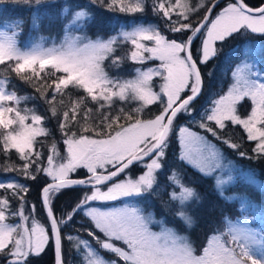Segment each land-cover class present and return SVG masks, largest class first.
Returning <instances> with one entry per match:
<instances>
[{
	"label": "snow or ice",
	"instance_id": "obj_1",
	"mask_svg": "<svg viewBox=\"0 0 264 264\" xmlns=\"http://www.w3.org/2000/svg\"><path fill=\"white\" fill-rule=\"evenodd\" d=\"M6 2L32 10L33 31H39L45 16L56 19L42 15L40 8L58 0H0ZM97 5L133 19L121 23L116 34L93 39L86 30L94 20L90 9ZM146 8L162 23L145 25ZM58 22L59 39L41 34L22 43V18L4 21L7 27L0 29V156L5 160L0 169L19 174L0 179V264H30L49 246L54 264H70L66 256L72 253L81 264H264V225L253 226L255 216L244 204L235 218L221 213L199 251L190 237L140 204L166 192L161 207L175 203L176 220L188 230L198 225L196 208L205 198L183 183L180 171L167 167L173 140L181 147L180 161L205 176L223 159L209 135L240 158H253L239 150L241 143L226 138L229 124L255 142L257 158L264 157V67L250 58L255 42L246 41L250 51L231 71L227 90L208 105L194 107L205 78H213L214 68L202 69L222 51L217 44L237 34L264 36V0H63ZM155 60V67H144ZM126 61L140 65L132 78L110 75L108 69H120ZM157 78L160 83L154 84ZM17 81L35 95L19 94ZM246 99L250 111L241 114ZM28 101L43 107L22 108ZM52 120L63 156L46 127ZM134 166H140L138 175ZM80 169L83 177L73 178ZM165 172L168 185H161L158 174ZM38 177L45 180L38 203L47 227L35 218L28 183L20 182ZM232 179H216L218 197H224ZM169 185L179 191H168ZM77 189L73 202L57 204L61 195ZM17 219L22 222H10ZM154 225L160 230L154 231ZM105 252L114 258L107 259Z\"/></svg>",
	"mask_w": 264,
	"mask_h": 264
},
{
	"label": "trees",
	"instance_id": "obj_2",
	"mask_svg": "<svg viewBox=\"0 0 264 264\" xmlns=\"http://www.w3.org/2000/svg\"><path fill=\"white\" fill-rule=\"evenodd\" d=\"M86 0H83V2ZM254 4H258L259 0H252ZM63 3V0H58V2L55 5H52L50 7L48 6H42L40 8V13L43 15L45 12L49 13L50 16H56V19H49L47 16L44 17V19L40 23L39 27V33L40 34H53V30H58V35H61L60 33V25L58 22V14L60 11V7ZM105 3H107V0H105ZM32 10H30L26 5L22 4H13V3H3L0 4V23H3L4 21H8L11 23V20L14 17H24L29 15ZM90 11L94 15V20L92 23L87 27V32L91 34L92 36L97 35L99 33L103 34H110L112 31H114L117 27L115 24L119 20H129L133 19V16L124 14V13H118V12H112L106 10L102 6H95L90 9ZM10 12V13H9ZM53 12H55L53 14ZM141 14L137 13L135 14V18L137 20L140 19ZM144 19L143 21L146 22H152L155 24H161L162 22L153 16L152 11L150 8H146L145 13L143 14ZM70 18V16H69ZM26 19V18H25ZM25 23L23 25V34H34L33 29L31 28L28 30L26 27V23L30 22L27 20H24ZM4 24V23H3ZM5 25V24H4ZM113 25V26H112ZM7 26V25H6ZM112 26V28H111ZM74 30V29H73ZM101 30V31H100ZM246 35H243L242 37L237 34L233 36L231 39L224 42V44L220 45L218 49H222V51L219 52V54L216 56L215 59L211 60L207 66V68L202 69L203 71H207L208 69H215L213 78L209 80L207 77L205 78V88L204 92L200 96V98L195 102L194 107L199 109L202 106L208 105L209 99H215L218 98L217 93L221 94L224 89L226 88V80L229 77L230 68L233 65L234 62H236V53L232 57V59H228V54H232V52L228 53L227 51L230 44L233 43V46L238 47L235 43L240 41V45L244 44L243 42L250 39V38H261L262 36L258 34H252L248 33V37H244ZM23 37V35H22ZM252 40V39H251ZM240 47V46H239ZM242 49V48H241ZM122 51H127V46ZM228 53V54H227ZM106 68L108 67L107 62L105 64ZM137 65L126 61L124 65L120 69H108L110 74H124V75H130L133 74L134 68ZM17 84V91L21 94H28V95H35L32 88L28 87L27 85H24L20 82H16ZM245 102V101H244ZM36 106L38 108H42V102L36 103L34 101L26 102L25 104H22L21 107H33ZM151 111L154 113L157 111L156 107L153 106ZM243 114V113H242ZM147 118V116H146ZM199 117L197 116V119ZM46 127L52 130V136L55 138V140L58 143V146L60 148L61 156H63L64 148L63 145L59 144L60 141V135L56 130V121L52 120L50 121ZM226 132L228 135H226V138H230L233 142L241 143L242 147L239 149L240 151H244L248 154V156L253 157L252 159H246V158H240L237 155L236 151L231 150L230 148L226 147L224 144L219 143L221 145V148L223 151H225L226 156H233L236 158V161L241 164V167H244L243 169L246 171H243L242 174L245 176L244 179L237 178L235 182L230 184L229 190L227 191H234V192H244L246 195L250 197V200L257 201L259 204H263L264 206V157L257 158L255 154L253 153L252 149L255 147V142H248L246 139V134L239 126H232L231 124L228 125V128L226 129ZM211 137V136H210ZM52 137H49L46 143H51ZM12 160L15 163H19V161L16 159L15 156L12 157ZM176 161H179L180 164L177 166ZM5 163L4 157L0 156V165H3ZM140 166H134L133 175L139 174ZM167 167L174 168L182 173V175L185 173L186 179H184L183 176V182L186 185H190L195 187L199 193L205 198L204 204L198 208H196V214L200 217L199 223L196 227L188 230L186 229L180 221L176 220L173 216V213L169 215L165 209L161 207V201L162 200H168L167 198L161 199L162 193L157 196L153 197L152 199V206H145V209L154 208L159 216L164 217L168 223L173 224L179 231L187 233L188 237H190L191 241L193 242L194 246L199 251L201 246L206 243V237L210 236L212 232L210 229L215 225H219V220L221 213L225 214L227 212L226 209L221 207L219 204H226L228 207L229 205L225 202L224 198H218L216 197L217 193L214 191V183L212 182L211 176H205L202 173H200L198 170L194 169L191 165L181 162L179 159V144L177 141H174V144L172 147H169L168 149V155H167ZM247 171L250 173L248 174ZM0 174H5L2 169H0ZM9 174H12L9 172ZM14 174V173H13ZM19 175V174H14ZM84 175V171H77L76 174L73 176H82ZM168 175L167 172L164 174H158V180L160 181L165 180V176ZM22 179V178H21ZM24 180V179H23ZM29 184V188L31 189L30 193L27 196V199L31 203H35L37 205V211L35 218L42 223L44 226L47 227V221L44 218L43 213L40 211V206L38 203V193L39 188L42 184L45 183V180L41 177H38L35 182L32 181H26ZM168 185V181L165 180V184ZM172 186H168V191H171ZM80 189H77L75 191H67L63 195L60 196L59 200L57 201L58 205H66L68 203L73 202L77 196L80 193ZM86 191V189H84ZM164 192L163 194H165ZM98 203V202H97ZM158 207H161L158 209ZM175 210V206L172 208ZM214 209V210H212ZM25 210L28 211L27 206L25 207ZM168 210V209H167ZM170 211V210H168ZM27 214L28 212L25 211ZM87 238V237H84ZM66 251H67V245ZM66 259L70 262V264H80V257L77 256L75 253H72L71 255H67ZM30 264H54V258L53 253L51 250V246H49L48 250L45 251L43 254H41L39 257L31 258Z\"/></svg>",
	"mask_w": 264,
	"mask_h": 264
},
{
	"label": "rangeland",
	"instance_id": "obj_3",
	"mask_svg": "<svg viewBox=\"0 0 264 264\" xmlns=\"http://www.w3.org/2000/svg\"><path fill=\"white\" fill-rule=\"evenodd\" d=\"M76 2L77 3H81V4H83V3H85L86 1H84L83 2V0H76ZM10 13V12H9ZM55 12H53V14H54ZM30 15H31V13H29V15H28V17H27V15L26 16H24V17H14L12 20H11V22L12 21H14V20H16L17 18H22L23 20H27V21H30ZM52 17H56L55 15L54 16H52ZM26 18V19H25ZM70 19V18H69ZM130 20V19H129ZM140 20V19H139ZM138 20V21H139ZM128 20H122V21H118V22H116L115 24L117 25V27H116V29L114 30V31H112V33H110V34H103V33H99V34H97V35H99V36H103V37H105V38H107L108 36H110V35H114V34H116V32L117 31H119V27H120V24L121 23H125V22H127ZM143 23L145 24V25H147L148 23H152V22H146V21H143ZM113 26V25H112ZM112 26H111V28H112ZM26 27L28 28V30H30L32 27H31V24H30V22H28V23H26ZM5 27H0V29H4ZM73 31H75V29L73 30ZM88 31V30H87ZM86 31V32H87ZM101 31V30H100ZM77 34H79V33H77ZM38 35H41L39 32H34V34H23V37L21 36L20 37V40H21V42L23 43L24 41H26V40H28L29 38H35V37H37ZM42 35H45V36H53V37H56L57 39H59L60 38V35H58V30L57 29H54L53 30V34H42ZM87 35L88 36H90V37H92L93 39H95L96 38V36L97 35H94V36H92L91 34H89L88 32H87ZM241 37L243 36L242 34H239ZM244 37H248L247 35L246 36H244ZM252 39V40H251ZM246 41H252V42H255L252 46H251V56H250V58H252V59H264V36H262L261 38H250V39H248V40H246ZM246 41H244L243 43L244 44H241L240 45V41H238V42H236L235 44L236 45H238V47L237 48H235L236 46H233V43L232 44H230L229 46H227V48H229L230 46V48H229V50L227 51L228 53H230V52H232V54H228V59H232V57L234 56V54L236 53V58L237 59H240L239 60V62L238 63H240L243 59H244V57H245V55L246 54H248L249 53V51H250V46H249V44H247L246 43ZM224 44V43H223ZM221 44H217V48H219V46H220ZM240 46V47H239ZM242 48V49H241ZM238 63H235L234 64V66L236 65V64H238ZM157 64H159V61L158 60H155V61H151V62H149L148 64H146V65H144V67H155ZM234 66L232 67V70H233V68H234ZM137 67H140V65H137ZM112 75H117V74H115V73H113ZM118 75H120V76H123L124 78H126V79H130V78H132L134 75H135V73H133L132 75H129V76H124V74H118ZM233 81H232V78H231V76H230V80H229V82H228V84H227V87L230 85V83H232ZM160 83V80H159V78H157V79H155L154 80V84H159ZM157 90H158V88H157ZM19 93V92H18ZM20 94V93H19ZM29 102V101H28ZM27 102V103H28ZM250 104H251V102H250V100L248 101V102H242V104L239 106V111H240V113L242 114V113H244L245 111H250ZM195 130V129H194ZM208 140L212 143V144H214V145H216V147L218 148V149H220L221 151H222V153H223V159H222V161H221V163H222V166L220 167V168H218V169H216L212 174H213V176H214V179H215V181H216V179L219 177V178H221V179H227L229 176H232V180H231V182L229 183V184H226L225 186H224V188H223V192H224V199H227L228 197H227V195H226V191H227V189L229 190V187H230V184L232 183V182H234L235 181V177H234V175H235V170H241V167H240V165H238V163H237V161H236V158H234L233 156L231 157V156H229L228 155V157L226 156V152L225 151H223V149L221 148V145L219 144L220 143V141H217V140H214L212 137H210V135L208 136ZM174 141L175 140H173L171 143H170V145H169V147H172L173 146V144H174ZM180 154H181V147H180V149H179V156H180ZM58 162H62V161H58ZM229 162H231V164L229 163ZM176 163H177V166L180 164V162L179 161H176ZM185 163H187V162H185ZM188 164V163H187ZM79 171V170H78ZM80 171H85V170H83V169H80ZM243 171H246V170H241V175H242V172ZM247 173L248 174H250L248 171H247ZM7 174H9V173H7ZM12 175H14L13 173L12 174H9V175H7V176H12ZM138 175V174H137ZM186 175L187 174H183L182 176H181V179L183 180V176H184V179H186ZM6 178V175H4L3 177L2 176H0V179H5ZM166 180V179H165ZM165 180H163V181H160V179H159V182H160V184L161 185H164L165 184ZM20 182L21 183H28V182H26L25 180H23V178L22 179H20ZM184 183V182H183ZM185 184V183H184ZM186 185V184H185ZM28 186H29V184H28ZM186 186H188V185H186ZM173 190H175V191H179V188L178 187H176V188H173L172 187V189H171V191H173ZM233 194H236V195H238V196H241V195H243L244 194V192H235V193H232L230 196H232ZM153 197H157V196H154V195H150V196H148V197H146L145 198V200H146V202H141V206L142 207H144V206H146V205H148V206H152V204H151V202H152V199H153ZM216 197H218V195H216ZM165 198H167L168 199V196H167V193H165V194H163L162 193V195H161V199H165ZM218 198H220V197H218ZM100 203V204H99ZM106 203V202H105ZM105 203H103V202H98L97 203V205L98 206H113V205H115V206H119L118 205V202H116V203H110V204H107V205H105ZM221 207H223L224 209H226L227 210V212L226 213H229L232 209H233V206H230V207H228L226 204H219ZM173 206H175V208H176V205H175V203H171L170 202V206L169 207H167V209L168 210H170V211H168L167 209H165L166 210V212L170 215L171 214V212L173 213L174 212V210L172 209L173 208ZM159 208H161V207H158V209ZM26 212H28L27 210H25ZM148 211H154L155 212V215H156V219L157 220H163L166 224H167V226L168 227H174L173 225H170V224H168L166 221H165V219L163 218V217H160L159 215H158V212L152 207V208H150V210H148ZM26 214V213H25ZM36 215V214H35ZM10 222H15V223H19V222H22V221H20L19 219H17L16 221H10ZM42 224V223H41ZM46 227V226H45ZM175 228V227H174ZM177 229V228H176ZM153 230L154 231H159L160 230V227H159V225H154L153 226ZM177 231H178V233L179 234H182V235H187V233H184V232H181V231H179L178 229H177ZM188 236V235H187ZM118 246H121V247H123V244L122 243H118ZM106 253V252H105ZM105 253H103V255L107 258V259H109V260H111V259H113L114 257L113 256H107ZM80 264H81V260H80Z\"/></svg>",
	"mask_w": 264,
	"mask_h": 264
},
{
	"label": "bare ground",
	"instance_id": "obj_4",
	"mask_svg": "<svg viewBox=\"0 0 264 264\" xmlns=\"http://www.w3.org/2000/svg\"><path fill=\"white\" fill-rule=\"evenodd\" d=\"M103 203H105V202H103ZM100 204V203H99Z\"/></svg>",
	"mask_w": 264,
	"mask_h": 264
}]
</instances>
